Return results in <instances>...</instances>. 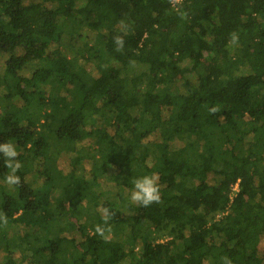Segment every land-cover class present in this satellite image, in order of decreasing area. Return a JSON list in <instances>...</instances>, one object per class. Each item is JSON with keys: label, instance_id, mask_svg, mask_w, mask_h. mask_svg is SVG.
Returning a JSON list of instances; mask_svg holds the SVG:
<instances>
[{"label": "trees", "instance_id": "1", "mask_svg": "<svg viewBox=\"0 0 264 264\" xmlns=\"http://www.w3.org/2000/svg\"><path fill=\"white\" fill-rule=\"evenodd\" d=\"M6 139L17 264H264V0H0Z\"/></svg>", "mask_w": 264, "mask_h": 264}, {"label": "clouds", "instance_id": "2", "mask_svg": "<svg viewBox=\"0 0 264 264\" xmlns=\"http://www.w3.org/2000/svg\"><path fill=\"white\" fill-rule=\"evenodd\" d=\"M232 42L235 44L238 37L235 33L232 34ZM117 49L124 46V39L122 36L117 35L114 38ZM214 111L215 109H211ZM20 155V148L17 143L12 139L0 141V160L3 162L5 172L0 177V186L4 187L7 191L11 192L22 184V177L19 174L22 169V161L18 158ZM132 188L128 194V199L131 202H137L141 206L147 207L148 205L159 202L161 199L160 185L158 183V176L155 173H144L142 175L134 176L131 180ZM101 218L107 223L110 218V213L107 208H102ZM7 217L0 213V223H6ZM105 231L104 225L97 224L95 232L103 235Z\"/></svg>", "mask_w": 264, "mask_h": 264}, {"label": "rangeland", "instance_id": "3", "mask_svg": "<svg viewBox=\"0 0 264 264\" xmlns=\"http://www.w3.org/2000/svg\"><path fill=\"white\" fill-rule=\"evenodd\" d=\"M72 70L76 71L74 66L71 67ZM56 121H59L58 119H56ZM56 123V122H55ZM58 124V123H57ZM56 124V125H57ZM68 163V162H66ZM60 166V169L64 170V172H66L67 168H62V164L59 165ZM88 166V165H87ZM36 169H35V172L31 173V181L35 182L36 185H34L35 187H37L38 189L40 190H43V189H46L44 183H43V177L42 175L38 172V168L37 166L35 165ZM59 179H62V177H59ZM60 181H63V180H60ZM105 181H103V184H104ZM103 188V185L102 187H99V189H102ZM97 189H98V185H97ZM105 192H106V195L109 196L111 194V186H106L105 188ZM4 192H9L7 191L4 187L0 186V198L2 197V194ZM16 192V189L9 192L10 194L11 193H14ZM96 194V193H95ZM93 197V200H98L97 196L96 195H93L91 196ZM102 199V198H100ZM99 199V200H100ZM84 204V202L82 203ZM83 211V210H82ZM96 211H94L95 213ZM5 225V224H4ZM6 226H8V228H6ZM31 228H37V226H33V227H29L27 229H31ZM18 230L21 232L22 230L18 229L17 227L15 226H10V225H5L3 227H0V264H17L16 261H22L23 258L22 256L24 255L25 252H28L26 250V243H22L21 242V239H18L19 237V232ZM35 230V229H34ZM34 230H32V233H34ZM43 234H47L46 231H43L42 232ZM7 234H9V244L11 246V250H8L6 248V242H4V238L7 237ZM18 235V237H17ZM22 235V234H21ZM111 237V235H110ZM5 243V244H4ZM17 244H21L20 246L23 247L21 248L20 250L16 249V247H13L14 245H17ZM35 244V243H34ZM12 258V260H10ZM24 264H28L27 262H24Z\"/></svg>", "mask_w": 264, "mask_h": 264}, {"label": "built area", "instance_id": "4", "mask_svg": "<svg viewBox=\"0 0 264 264\" xmlns=\"http://www.w3.org/2000/svg\"><path fill=\"white\" fill-rule=\"evenodd\" d=\"M172 1H173V5L176 6L178 3L182 2L183 0H172ZM234 189L237 190V185Z\"/></svg>", "mask_w": 264, "mask_h": 264}]
</instances>
